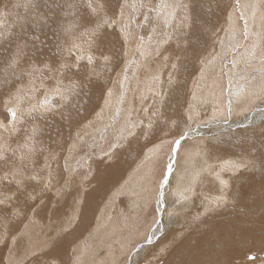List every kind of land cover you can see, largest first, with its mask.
I'll list each match as a JSON object with an SVG mask.
<instances>
[{"label":"bare ground","instance_id":"6f19581e","mask_svg":"<svg viewBox=\"0 0 264 264\" xmlns=\"http://www.w3.org/2000/svg\"><path fill=\"white\" fill-rule=\"evenodd\" d=\"M13 1L14 0H5L4 3L8 4V3H12ZM140 1L143 3L141 5L142 8H144V4L147 3L148 8L151 9V13L149 12V9L146 12L147 25L145 24V27L149 26L152 29L153 33L151 35H153L154 37L151 38V40L149 41L146 40L145 37H142V35H140V38H142V40L139 41L137 39L138 33L136 32L137 29L135 30V27L138 28V26L136 24V19H134V21L131 19L133 22L131 23L130 18L126 15L125 12L126 11L125 2L121 1L120 10L124 11V13L122 18H121V13L119 14L118 17L116 15L119 21L118 23H116L117 28L119 29V32L122 31L121 26L122 24H124L123 31H125V34L127 28H129L130 31L132 30L130 32L132 34L128 35L127 33L124 38L125 47L123 49L127 60H129L133 54H136L137 48L142 49V53L140 54L139 64L143 65V63H145L143 68L146 69V71L143 70L144 83L150 79L151 77L150 72H152L154 69L156 70L159 63L162 62L163 60L162 55H165L166 58L169 55L168 53H170V55L174 53L176 58L183 60L182 65L184 66L181 70H179L180 72L178 73V75H176V72L173 74L171 72H168L167 76L169 75L168 78L169 82L170 80L173 79V81H175L176 83L174 86L172 85L170 86V83L168 82L170 86V90L168 91V94L165 95L166 98L163 100V103L162 104L158 103L159 105L156 107L158 113H162L161 108H163L165 111L171 110L170 107H167L168 102L181 95L182 91L184 90V85L188 79H191L189 80L190 87H187L186 89L190 91L191 96L189 97V101L187 105L189 106L190 101L193 98L196 99L197 95L200 97V101H201L203 93H204L203 102L206 101L211 104L209 105V107L206 106L205 108H202L204 110H207V116L205 118L200 116V119L196 120V123H194L193 126L189 125L187 129L181 133V135L186 133L187 136L189 133L190 136L196 137L197 142H199V144L197 143L198 145L196 146V149L192 151L193 153L191 152V154L186 155L184 161L181 159L183 162L181 164H178L179 165L178 167L180 168L177 167L178 169H176V173H181L183 176L188 177L191 180V186L199 189L201 186H204L206 183L211 184L209 179H211L212 182L217 181L220 175L224 173L223 171L224 168H226V170H228V173H230L229 175L231 177L233 184V187L228 194L224 193L222 195H219L218 197L215 198L214 201H209L208 199H204L202 203H200V205L201 204L204 205L203 208H201L200 210L198 209L200 205H198V203H196L194 199L192 198L185 199L186 205L188 207L193 208L192 216L194 217V219L193 222H191L190 224H184L185 231L187 233V238L185 242L181 245L171 244L170 247L168 248V252L170 253V255L167 256L166 264H257V263L264 264L263 257H261L260 260L258 259V261L247 260L246 254L248 253V250H245L244 248L240 249L241 246H250L252 248H255L257 251H259V253L260 252L264 253V233H263L264 229L262 228L263 224H261L262 218L261 219L259 217H257L256 219L254 218L255 213H258V211L255 210V208L257 209V205L254 199L256 195L255 194L256 189L254 185V175H253V170L255 168H264V158L262 157V154H264V144L260 143L261 141H264V120L258 127L252 126V124L258 118H264V102H261L260 99H258L259 96L264 95V36H263L264 35V3H262L261 0H257L258 2H256L255 0H241V1L239 0L238 10H239V16L243 19L242 21L236 18V16L233 13V10L231 9L229 10V13L226 15V18L224 19V22L226 21V25L224 24L225 29L224 30L223 28L220 29L217 38L214 40L215 42L213 41L215 44H213V42L212 43L209 42L211 44L205 47V41L207 39H204L203 41H201V47L195 49H191V48L186 49L183 47L182 44L184 41L186 42V40L191 37V35H189L188 33V30L191 27V26L189 27V23H191L192 19L195 20L196 18H198L197 14L190 7V0L189 1L184 0L183 2H180V0H147V1L140 0ZM220 1L221 0H214L216 4L219 3ZM25 2H27V0H17V3H25ZM88 2L89 0H42L41 16H42V20L45 23L44 25L45 34H44V39L41 41L40 46L33 45L30 40L29 33L36 32L31 27L28 28L29 25L33 23V21L26 23L23 17L25 11L22 8H24L27 11L26 15L28 17L33 16V12H28L32 6L23 7V5H18V6L10 7L8 10L2 9L0 7V34H3V38H0V75L3 78H5V83L6 80L9 81V83L14 88L16 82L21 81L25 85V90H23L22 92H25L26 94L25 96L26 98H28L29 95L26 92V89H28L27 91L30 90L32 91L34 89V87H32L34 85V81L32 80L35 77L37 78V76L42 74L43 72H45L43 73L44 76H47V72H54V70H57L59 74V79L63 81V79L65 78V77L63 78L65 72L63 70V67L66 65L65 63L71 64L70 59L69 61H65L67 57L63 52H61L63 48H66L67 52L71 50V54H70L71 59L75 65L78 63V61L84 59L85 57L89 59V57L92 56V58L94 59L93 55L87 51L88 48L86 49V45L90 44L93 41V39L90 38L89 36L86 35V37L82 40L71 39L73 40V42L71 43L70 46H65L62 43L63 41L66 40L64 37V35L66 34L65 28H68L69 26L73 25L71 19L74 16H77V18H79L81 22L88 24L86 22L85 15L81 12L82 11L81 7H85L89 11H91V9L88 8L87 6ZM91 2L93 3L94 6L97 7H99L98 5L105 3V9L104 11L102 10L103 14L100 12L103 15V17H105V14L107 13L105 12V10H107L108 6L114 3V0H91ZM154 3L156 5H154ZM179 12L182 14H179ZM183 13H185V15ZM185 17L187 18L185 19ZM165 20H168L167 24L165 23ZM180 21H183L182 26L184 27V29H186V31L184 32L176 31L174 33V26ZM213 22L214 20L210 23L209 28L210 26H212ZM78 23L79 22L77 21V24ZM165 26L167 27L166 29ZM214 31H217V29L216 30L212 29V32H210V29L207 31H201L200 34L207 38L209 34H213ZM89 34L91 33L89 32ZM196 37H198V35L194 37L195 41L197 42L198 38ZM185 42H184V46L186 47L187 43L185 44ZM104 43L106 44V43H115V42L111 40L109 41L107 40ZM163 44H165V47H163ZM261 46L263 47L262 50H261ZM57 47H62V48L56 49ZM154 52H157L159 55L155 59L154 64L151 65L150 64L151 61L147 59V56ZM199 57H202L201 58L202 60L200 59L199 61L201 63V64L199 63L200 67L197 68L199 70V73L198 74L195 73L193 75V70H191V64H193L195 59H198ZM14 60L15 63H13ZM56 62H59L58 66L56 65ZM90 63H93V61ZM54 65H56L55 68ZM74 66L72 65L73 69ZM76 67L77 66H75V68ZM33 68H37V69L39 68V69L34 72ZM89 68H92V66L89 65ZM261 69L262 71L258 73L257 77H255L254 73L256 71H260ZM84 70H86V68ZM72 74L77 75V73L74 71L72 72ZM170 74H172V76H170ZM131 75L132 73H129L128 75L123 76L122 79L120 78L116 80V85H114L115 88L112 86L109 89V98L105 99L106 103H111L112 101L111 96H114L115 92L117 91L115 90L114 93L112 94L113 89H116L118 87L120 93V91L123 90L125 81H127L128 79L127 77H130ZM197 79L204 80L203 82L204 86L200 87L201 89L200 90L201 92L199 91L200 94H198V90L196 88V85H198ZM113 80L112 82H114ZM241 80H244V84H243L244 90L241 94L235 95L234 91L236 85ZM118 81H120V85H117ZM158 81L159 79L156 77L154 80L153 92L162 94L161 85ZM220 83H223L224 85L220 86ZM43 84L40 85L43 86ZM3 89L4 91L9 90L8 87H4ZM69 90H70L69 88L65 89L63 87L56 86L51 89H46L44 93L40 95V97L43 95H47L46 97H44V102L50 105L46 109L54 108V107L56 108L62 105L60 99L62 98L65 99V102L61 106V108L68 111L70 115H75L76 112L78 114L77 117L71 120L72 126L68 125L70 118L64 117L60 120V122L57 125H51L50 127H46L39 134H36L37 138H35L32 142L27 141L26 137L23 138L25 142L22 145L16 142L17 140L9 142L10 132L12 133L13 131H16L21 125V124L18 125V120L22 118V109L25 107L22 105L21 102H19L18 104L17 103L14 104V102H18L20 100V95H18L19 93H16L15 98L13 100L12 98L7 97L8 94L11 96L10 92H6V94L4 95L5 98L7 99V104L6 103L5 104L7 105L8 109L14 108L18 110V117L17 120L15 121V127L14 128L12 127V124L10 123L11 119L9 118L7 123H5L6 120L5 121L0 120V132L5 130L9 131L8 135H6L3 139L0 138L2 140V142L0 140V145L4 143V149H6L4 152L6 161H0V173H3V175L0 174V195H3L10 190L8 197H11V199L8 200V203L0 206V233H3V231L6 228H21L18 234L19 237L12 236L13 243L15 242L16 245L17 243L23 245L25 247L24 254L26 256L31 253L33 254L39 253L42 256L43 264H65V256L70 254V253L67 254L66 250L63 249L62 247L56 246L57 245L56 241L58 240L59 237L62 236L64 232L66 233V228L60 229L59 232H57L56 230L54 231L55 232L54 235H58L59 237L52 239L51 244H46V242L44 241V239H47L45 238L47 237V233H48L47 227H51V225L54 223V222L51 223V221L55 220L54 217L56 216V213L59 214L62 213V210L60 208L54 207L55 203L58 202L57 199L56 200L54 199L55 201L53 202L48 201L47 190L49 189L50 191L52 190L56 198L59 197L60 199L62 197L61 195L63 194L64 188L67 187L66 182L64 181L62 182L64 175L62 173H60L59 175L56 174L58 173L57 167H56L57 172H55L56 174L55 178L57 181H55L54 180L55 178L53 177L50 180L48 176V172L50 171L54 163V162L52 163V160L55 157L57 159V156H61L64 153V150H62L61 147L57 145L59 141L53 144L54 138L63 136L62 138L64 140V135L68 134L67 141L64 140L65 144L64 147L62 148L66 149V145H67L71 153L75 149L79 151L80 147L85 146V151L93 155V156L91 155V158H88L89 155L82 157V167L88 168V166H86L85 164L87 162H90V160L92 161V158L94 157V153H95L93 149L95 147L97 148L99 147L102 149L103 144L106 142V140L105 141L101 140L96 135L89 134L90 132L95 130L96 131L104 130L108 135V133L114 131L113 130L114 128L115 135L114 133L113 135L116 138V143H117L121 138H124V140H126L129 137V135L132 134L133 131H135L138 127H140L138 125V121L135 118L130 120V118L126 114L118 115L117 111H113L111 113L112 115L111 117L107 115L105 116L104 113L99 111L100 115L96 114L99 122L96 123L95 119L91 121L92 118L91 117L88 118L87 113L82 111L80 108V106L83 103L82 101H80L79 99H72L69 96H67L66 98L63 97L64 96L63 94L65 93L67 94ZM51 96L55 98L58 97V99L56 100L57 102L56 101L52 102L50 100ZM127 98H130V96H127ZM162 98H164V96ZM223 99L226 100V104L224 105V107L227 111L224 108H221V101H224ZM11 100H13L14 102H9ZM196 100H194L195 103ZM132 104L133 102H131V105ZM204 104L206 105V103ZM215 105H217L219 109L216 110L214 108ZM138 106H139L138 103H136L133 106V108H137ZM29 109L32 108L30 107L27 110ZM46 109H43L41 111L45 112ZM200 109L198 110V108L195 109V107H192L191 110H193L192 113L198 116ZM184 112L187 114L186 110H184ZM190 112L191 111L189 110L188 114ZM219 116H222V118L224 116H227L230 120L226 122H219V121L214 122L212 120L213 118ZM8 117H10L9 111H8ZM86 118L88 119L86 120ZM188 118L192 120L191 117ZM23 119H24L22 121L23 129L32 126L31 123L28 124V126H26V123L30 121L29 117L27 118L24 117ZM84 119L85 121L82 122ZM126 119L128 120L127 122ZM81 122L83 123V125ZM33 123L35 124V122ZM221 125L222 128L220 130L215 132H210V129L212 127L221 126ZM68 130H70V133H67ZM27 135H33V134L26 133V136ZM99 135H104V132H101ZM211 137H217V142L221 141L224 144H227L232 140L234 142H238L244 139H251L253 141H257L254 147L258 151H256L255 156L253 157V161L251 160V163L253 164L252 167L243 171L239 166L228 164L230 163V160L234 158L230 157L228 152L224 150H218L213 152V157L216 160L213 163H217V162L221 163V161L222 163L217 166L216 172L212 170V172L213 171L214 172L211 173V170L209 168L211 164L204 157L201 147L203 146L202 143H206L207 139ZM177 138H174V140ZM70 140H72L71 145L68 144ZM7 141L8 143L6 146L5 144ZM185 141L186 140L183 139L181 143H184ZM116 143L115 142L112 143V148L116 145ZM123 143H125V141ZM127 144H130V142H127ZM47 146H51V147L46 148ZM16 148H21V149L19 151H15ZM27 149L28 150L31 149V151H29V154L26 153ZM123 149L124 150L122 151V153L120 152L122 159L119 161V159L116 156L113 159V161L116 160V158L117 161L112 162L111 166L107 167L104 173L102 172L101 174L96 175L95 177L96 181L97 178L102 177L104 185L108 186L109 182L111 181L110 179L106 178V176L108 177L107 174L118 172L122 167L128 166L129 161L134 157L136 151L132 144H130V146H125V148L123 147ZM33 151H37V154L36 155L32 154L31 152ZM120 153L117 151L115 154H120ZM22 154H24V159L28 163L19 165L17 161L19 157H22ZM46 155H47V159H44L46 158ZM160 155H161V149L158 147L149 150L148 154L145 155V158L144 159L142 158L143 163L141 162L140 164L138 163L139 164L138 167L144 170L149 169V168H143L144 164L146 162H149L152 165L153 160L157 161ZM72 156L74 157L73 153ZM175 156L171 154L167 158L168 164H171V170L170 172H168L167 177L170 176L171 173L173 174L172 176H174L175 174L173 172L174 166H172L173 163H175L174 161L176 160ZM41 158H43L44 161H42ZM68 158L71 159V161L66 166L65 176H69L68 185H70L72 181L70 180L71 177L70 174L73 173L75 169L80 168V160L76 161L70 158L69 156ZM246 158L247 156L244 155V152L242 155L238 157L239 161H245ZM56 161L57 160H55V163ZM58 163H59V159H58ZM139 168H137L139 170L138 173H140ZM207 168H208V173L201 176L200 175L201 172L204 173L203 171H205ZM17 169L19 170L17 175L15 177H12L11 172ZM91 169L89 170V172L92 171ZM2 170L3 172H1ZM53 172H51V174ZM5 173L9 174L7 180L3 179ZM134 174L135 175L132 177L130 183L128 184V186L130 187L127 191L130 195H133V197L136 196V191H137L133 186L136 184L137 189L140 188V185L137 182L138 176L136 173ZM236 174H238V176H235ZM33 176H37L38 179L33 180L32 179ZM59 176L61 177V180ZM240 178L242 179L241 181ZM199 179H201L202 185L200 187L199 186L197 187V185L196 186L194 185V182ZM249 179H250L249 182H243ZM52 180H54L55 183H53L52 186L49 188V184L51 183ZM167 180L163 181L162 185L165 186L164 184H166V186L170 187L172 183L170 182L171 184L168 185L169 182ZM17 181H20V183L18 184ZM88 182H90V180ZM146 183L147 181L145 182V191H148L149 186ZM43 184L45 185V189ZM162 189H164V187ZM93 192H96V190H94ZM38 195L40 197L38 198V201H41L43 199V203L38 207V209L36 208L34 209V206L32 205L34 199L33 197H38ZM90 197L91 196H89V198ZM162 197L164 201V211L161 214L162 217L161 220L158 221L157 223L156 231L151 233L142 241H140L141 243H144L146 240L152 238L151 241L149 242L150 244H145L142 247H140L141 252H144L146 250H148L149 252H153L151 254L152 257L151 259H155L157 257H163L165 255L164 252L155 253L153 251L154 248L161 241V236L159 232L161 231V229L163 228L166 229L167 227L166 211H168V207L166 205V200H165L167 198H164L165 196L163 192H162ZM87 200L88 199L86 198L84 202L83 201L78 202L77 199V203L74 202L75 205L72 207L68 215L69 218L72 219L71 222L75 220V216L72 215V212H74V210H76L81 203L87 204L85 210L88 207V205L91 206L95 204L93 200L91 199H89L88 201ZM52 203H53V207L51 206L50 208V204ZM107 203L110 206L118 205L117 201L115 200L109 201L108 199ZM7 206H9V209L12 211V215H10L9 217H6L5 215V212L8 209ZM46 209H51L49 210V214H47L49 215L47 217L48 219L46 218L48 221L43 216L44 210ZM205 209L208 210L210 213H215L212 216L214 218L212 221V223H214V226L207 228L203 235H195L196 231L203 227L202 220L198 219L197 215H202V216L206 215L204 212ZM77 214L79 213H76V216ZM66 219L67 218H65V220ZM42 222H45L44 228L40 229ZM85 222H87V218H83L72 230L69 231V233L65 235V237H61L64 245L71 244L76 237L82 234ZM153 223L156 224V221L154 220V222H152L151 224ZM103 227H104V220H101L95 232L96 238H98L99 235L101 234ZM261 228L263 230H261ZM63 229L65 231H63ZM17 238L19 240L15 241ZM9 244L12 243H10L5 238H0V253L4 255L2 264H11L10 262L11 259L8 260V257L16 255L15 249ZM30 245H31V249L29 247ZM86 246H87L86 250H88V245ZM83 250L85 249L84 248L80 249L79 253H81ZM116 251H117L116 248H110L105 253L109 254V253H114ZM259 253H257V255ZM94 257L95 260L87 259L84 260L83 263L101 264V261L98 258V256L94 254ZM127 260L129 262L125 264H136V262L138 261L137 258L136 259L127 258ZM70 262L82 263V259L80 258L78 253H73L70 256ZM109 262H111V260H108L106 263Z\"/></svg>","mask_w":264,"mask_h":264},{"label":"rangeland","instance_id":"374dc122","mask_svg":"<svg viewBox=\"0 0 264 264\" xmlns=\"http://www.w3.org/2000/svg\"><path fill=\"white\" fill-rule=\"evenodd\" d=\"M121 1L125 2V6H126L125 12H126V15L130 18L131 23H133L132 20L134 21V19H136V24L138 26V28L135 27V30L137 29L136 32L138 33L137 39L139 41L142 40V38H140V35H142V37H145L146 40L150 41L151 38H153L154 36L151 35L153 33L152 29L149 26L145 27V24L147 25L146 23L147 18H145L147 15L146 12L149 9L147 3L144 4V8H142L141 5L143 3L140 0H114V3L108 6L107 10H105V12H107L105 14L106 18L103 17L102 15L103 14L102 12L105 9V3H103L104 7H103V11H101L102 14L100 13V15L98 14L97 16L94 15V17L91 11H89L85 7H81L82 8L81 12L85 15V19L88 24L81 22V20L77 18V16H74L71 20L73 22V25H75V27H73L72 32L70 33L71 35L68 33L64 35L66 40L63 41L62 43L65 46H70L73 40L75 39L82 40L86 37V35L89 36L90 38L93 39V41L90 44L86 45V49L87 48L90 49V50L87 49V51L93 55L94 59L92 58V56H90L91 62L93 61V63H90L89 59L85 57L84 59L78 61V63L75 65L71 59V55H70L71 50L67 52V49L63 48L61 52H63L65 56L67 57L65 61H69L70 59L71 64L77 67L75 68L74 66V69H73L72 65L69 62H68L69 64L65 63L66 67L65 66L63 67V70L65 71L63 78L64 77L65 78L63 79V81L59 79V74L57 70H54V72H47V76H44L43 73L45 72L38 75L41 77L37 76V78L35 77L32 80L34 81V85L32 86L34 87V89L32 91L31 90L27 91L28 89H26V92L29 95L28 98H26L25 92H22L23 90H25V85L21 81H17L15 87L13 88L12 85L9 83V81L6 80V83H5V78H3L0 75V120L2 121L6 120L5 123H7L8 118L11 119V117H8V107L6 105L7 99L4 96L6 92H10L11 96L8 94L7 97L12 98L13 100L15 98V94L19 93L18 95H20V100L18 102H14L13 100L9 102H14V104L15 103L18 104L19 102H21L22 105L25 106L22 109V118L18 120V125L19 124L21 125L16 131H13L12 133L10 132L9 142L17 140L16 142L22 145L25 142V140L23 139L24 137H26L27 141L32 142L35 138H37L36 134H39L46 127H50L51 125H57L60 122V120L64 117L70 118L68 125L72 126L71 120L77 117L78 114L76 112L75 115H70L68 111L61 108V106L65 102V99L63 98L60 99L62 105L56 108L54 107V108L46 109L50 105L44 102V97H46L47 95H43L40 97V95L44 93L46 89H51L56 86L63 87L65 89L69 88L70 90L68 91L67 94L66 93L63 94L64 95L63 97L66 98L67 96H69L72 99H79L80 101H82L83 103L80 106V108L82 111L87 113L88 118L90 117L92 118L91 121L95 119L96 123L99 122L96 116V114L100 115L99 111L104 113L105 116L107 115L109 117L112 116L111 113L113 111H117L118 115L126 114L130 118V120L135 118L138 121V125L140 126L135 131H133L132 134L130 133L131 135H129L128 138L126 137L127 138V139L125 138L126 140H124V138H121L119 139V142L117 143H116V138L114 137L115 135L114 128H113L114 131H111V133H108V135L106 134V131L104 130H100V131L95 130V131L90 132L89 134L96 135L99 139L104 140V141L106 140V142L103 144L102 149L99 147L98 148L95 147L93 149L95 152L94 157L92 158L93 163L90 160V162H87L85 164L86 166H88V168L82 167V157L89 155L88 158H91L92 154H89L85 151V146L80 147L79 151L75 149L72 152L74 155L73 157L67 145H66V149L62 148L64 147V144H65L64 140L67 141L68 134L64 135V140L62 138L63 136L54 138L53 144L59 141L57 145H59V147H61V149L64 150V153L61 156H57V159L56 157L54 158L55 160H57L56 163L54 159L52 160V163L54 162L55 165L53 163L52 168L48 172V176H49V179L51 180L52 177L55 178L56 174L59 175L60 173H62L64 175L62 182L63 181L66 182L67 187L64 188L63 194L61 195L62 197L60 199L58 196H57L58 198H56L52 190L50 191V189L49 190L46 189L48 191V201L53 202L57 199L58 202L55 203L54 207L60 208L62 210V213L60 214L56 213V216L54 217L55 220L51 221V223L52 222L54 223L51 225V227H47L48 233H47V237H45L47 239H44V241L46 242V244H51L52 239L59 237L58 235H54L55 233L54 231L56 230L57 232H59L60 229L62 228H66V233L64 232L65 234L63 233L61 236V237H65V235L69 233V231L72 230L83 218H87V222L84 223V229H83L82 234L76 237L71 244L64 245L61 237H59L58 240L56 241L57 243L56 246H59L65 249L67 254L70 253L69 255L65 256V264H84L83 263L84 260H87V259L95 260L94 254L98 256V258L101 261V264H125L129 262L127 258L128 259L137 258L138 261L136 262V264H166L167 256L170 255V253L168 252V248L170 247L171 244L181 245L185 242L187 238V233L185 231L184 224H190L191 222H193V219H194V217L192 216L193 208L188 207L186 205L185 199L192 198L195 200L196 203H198V205H200V203H202L204 199H208L209 201H214L215 198L218 197L219 195H222L224 193L228 194L233 187L232 180L229 175L230 173H228V170H226V168H224L223 170L224 173L220 175L217 181L212 182L211 179H209L211 184L206 183L204 186H201L202 185L201 179L196 180L194 182V185L195 186L197 185V187L201 186L199 189L191 186V180L188 177L183 176L181 173H176V169L180 168L178 167L179 166L178 164H181L184 161L186 155L191 154V152L194 151L196 149V146L199 144V142H197V138L190 136L189 133H188V136L186 135L184 138L187 144L185 142L181 143V146L178 148L177 152L175 153L176 156L174 155L176 158V160L174 161L175 163H173L172 165L174 166V169L172 168L174 170L173 172L175 173L174 176H172L173 174L171 173L170 176L166 178V180L168 179L167 181L169 182L168 185L172 183L171 186L168 187L166 186V184H164L165 186L162 185V182L165 181L164 175L162 176V174L167 170V167H166L168 165L167 158L169 155H171V145H172V142L174 141V138L179 137L181 133L185 131L189 125L193 126L194 123H196V120L200 119V116L205 118L207 116V110H204L202 108H205L206 106L209 107V105L211 104L206 101L203 102L204 101V98H203L204 93H203L201 101H200V97L197 95L196 96L197 100L193 98L191 100L192 102L190 101V105L189 106L187 105L189 101V97L191 96L190 91L186 89L187 87H190L189 80L191 79H188L184 85V90L182 91L181 95L168 102L167 107H170L171 110L165 111L163 108H161L162 113H158V110L156 107L159 104L163 103V100L166 98L165 95H167L168 91L170 90V86L171 85L174 86L176 83L175 81H173V79L170 80L169 82L168 80L169 75L167 76V74L168 72H171L172 74L176 72V75H178V73L180 72L179 70H181L184 67L182 65L183 60L176 58L174 53L171 55L170 53H168L169 55L166 58H165V55H162L163 57L162 62L159 63L156 70L154 69L152 72H150L151 74L150 79L144 83L143 82V76H144L143 70L146 71V69H143V68H144L145 63H143V65L141 64L142 66L139 64V59H140V54L142 53V49L137 48L136 54H133L129 60H127V58L125 57V52L123 49L125 47V44H124L125 35L127 33L128 35L132 34L130 33L132 30L130 31L129 28H127L126 34H125V31H123L124 24H122L121 26L122 31L120 32H119V29L117 28V25L114 24L109 28L108 26H105L104 28L100 30V32L96 36L89 34V32L91 33L90 30L95 27L97 20L98 22H101V23H103L104 19H109V20L117 19L118 20L117 17L122 12L120 10ZM142 1H147V0H142ZM183 1L184 0H180V2H183ZM186 1H189V0H186ZM238 1L239 0H221L219 3L216 4L214 0H190V7L197 14L198 18H196L195 20L192 19L191 21L192 24L189 23V27L190 26L191 27L188 30V33L189 35H191V37L188 38L186 42L184 41L185 44L187 43L186 47L184 46V42H183L182 44L183 47L186 49L187 48H191V49L199 48L201 47V41H203L204 39H207L205 41V47L210 45L217 38L219 30L222 28L223 30L225 29L224 24L226 25V21L224 22V19L226 18V15L229 13V10L231 9L233 10V13L236 16V18L242 21L243 19L239 16ZM255 1L258 2L257 0ZM4 2L5 0H0V7L5 10H8L10 7L18 6V5H23L24 7L25 4L27 3V2L17 3V0H14L12 3H8V4ZM261 2L264 3V0H261ZM155 3L154 5L157 4ZM32 5L33 6L29 9L28 12H33V16L28 17L26 15L27 11L24 8H22L25 11L23 17L26 23L33 21V23L30 24L28 28L31 27L36 32L29 33L30 40L33 45L40 46L41 41L44 39V34H45L44 32L45 23L42 20V16H41L42 0H32ZM149 12L151 13L150 10ZM179 14H182V13L179 12ZM183 14L185 15V13ZM213 20L214 22L212 26H210L209 28V25ZM77 21L80 23L81 27L79 26V23L77 24ZM182 22L183 21H180L174 26V33L176 31H181V32L186 31V29H184V27L182 26ZM85 27L88 29H86ZM166 28L167 27L165 26V29ZM209 29H210V32H212V29L213 30L217 29V31L213 32L214 35L209 34L207 38L200 34L201 31H207ZM197 35L198 37L196 38H198V41L196 42L194 37ZM107 40L108 41L111 40L115 43L105 44L104 42ZM214 42L213 44H215ZM261 42H262V39H261ZM165 44H163V47H165ZM58 48L61 49L62 47H57L56 49ZM262 48L263 47L261 46V50ZM158 55L159 54L157 52H154L147 56V59L151 61L150 62L151 65L154 64L155 59L158 57ZM201 58L202 57L195 59L193 64H191V70H193V75L195 73L197 74L199 73V70L197 68L200 67L199 61ZM58 63L59 62H56L57 66H58ZM56 65H54V68L56 67ZM89 65L92 66V68H89ZM85 68L86 70H84ZM38 69L33 68V71L35 72ZM73 71L76 72L77 75H73L72 74ZM77 71H79L80 73ZM261 71L262 69L260 71H256L254 73V76L257 77L258 73ZM129 73H132V75L130 77H127L128 79L124 83L123 90L120 91L119 93L118 87L116 89H113L112 94L114 93L115 90L117 91L115 92L114 96H111V99H112L111 103H106L105 99L109 98V89L112 86L114 87V85H116L117 79H120V78L122 79L123 76H126ZM172 74H170V76H172ZM156 77L159 79L158 82L161 85V92L164 98H162L163 96L161 93L153 92L154 80ZM112 80L114 82H112ZM197 81H198V85H196V88L198 90V94H200L201 92L200 87L204 86L203 85L204 80L197 79ZM168 82L170 83V86ZM39 83L40 84L44 83V84L42 86ZM243 84H244V80H241L237 83L235 91H234L235 95L241 94L243 92L244 90ZM117 85H120V81L117 82ZM222 85L224 84L220 83V86ZM4 87H8L9 90L4 91L3 89ZM127 96H130V98H127ZM1 99H2V102H1ZM57 99L58 97L57 98L53 96L50 97V100L52 102L56 101ZM194 100H196V103ZM223 100L224 101H221V108L225 109L224 105L226 104V100L225 99ZM131 102H133L134 105L138 103L139 106L137 108H133L134 105L133 104L131 105ZM199 103H200V106H199ZM204 103H206V105ZM30 107L32 108L31 112L27 110ZM192 107H195V109L198 108V110L201 108L198 116L192 113L193 112V110H191ZM214 108L216 110L219 109L217 105H215ZM43 109H46V111L42 112L41 110ZM184 110L187 111V114L184 112ZM189 110L191 111L190 113L193 116L190 113L188 114ZM208 115H209V112H208ZM187 116L191 117L193 121ZM24 117L26 118L29 117L30 119V121L26 123V126H28V124L30 123L32 124V126L24 128L26 130L22 128V121L24 120L23 119ZM88 118H86V120ZM212 120L214 122H218V121L226 122V121H229L230 119L227 116H224L223 118L222 116H219V117L213 118ZM263 120L264 118H258L252 124V126L258 127L262 123ZM84 121L85 119L82 122ZM127 121L128 120L126 119V122ZM33 122H35V124ZM221 128H222V125L212 127L210 129V132L218 131ZM34 129H35L34 136L33 135L26 136V133L33 134ZM8 132H9L8 130L0 132V138L3 139L6 135H8ZM101 132H104V135H99ZM67 133H70V130H68ZM72 140H70V142L68 143L69 145L72 144L71 143ZM124 141L126 144L123 143ZM114 142L116 143V145L112 148V143ZM127 142H130V144L133 145L136 151L134 157L129 161V164L131 166L128 164V166L122 167L118 172L107 174L108 177L106 176V178L110 179L111 181L109 182L108 186L104 185L102 177L97 178V181H96V178H95L96 175L101 174L102 172L104 173V171H106V168L111 166L112 162L117 161V158L119 159V161L122 159L121 153L124 150L123 147L125 148V146H130V144H127ZM256 142L257 141H253L251 139H244L238 142H234L232 140L228 142L227 144H224L221 141L217 142V137H211L207 139L206 143L201 142L203 144V146L201 147H202V153L204 157L212 165V167L211 165L209 166L211 173H213L214 171L216 172L217 166L222 163V161L221 163L219 162L213 163L216 161L213 157V152L218 151V150H224L228 152L230 157L234 158V159H231L230 163L228 164L239 166L241 170L244 171V170H247L248 168H251L253 165L251 163V160L253 161V157L255 156V153L256 151H258L254 147ZM7 143L8 141L5 144L6 146H7ZM260 143L264 144V141H261ZM2 146L4 147V143H2ZM51 146H47L46 148H50ZM155 147H158L161 149V155L158 158V160L157 161L153 160L152 165L149 162H146L143 168H149V169L147 170L140 169L138 167L140 162L143 163V159L145 158V155L148 154L149 150ZM20 149L21 148H16L15 151H19ZM117 151L121 153L115 154ZM243 152H244V155L247 156V158L245 159V161H239L238 157L242 155ZM26 153L29 154L28 149ZM31 153L36 155L37 151H33ZM100 154H103V155H100ZM22 156L24 157V154H22ZM68 156L76 161L80 160V168H81V169L80 168L75 169V171L70 174L71 175L70 180H72L70 185H68L69 176H65L66 166L71 161V159H69ZM116 156H117L116 160L113 161V159ZM262 157L264 158V154H262ZM44 159H47V155H46V158ZM44 159L41 158L42 161H44ZM58 159H59V163H58ZM17 163H19L20 165V164H25L28 162L25 159L22 160L21 157H19ZM58 166L60 169L58 168ZM56 167H57L58 173L55 174V172H57ZM100 168L101 169L103 168L102 171ZM137 168L140 169V173H138L139 170ZM90 169L92 171L89 172ZM212 170L214 171L212 172ZM1 172H3V170ZM51 172L53 173L51 174ZM203 172L204 173L201 172L200 174L201 176L208 173V168ZM134 173L137 174L138 176L137 182L140 185L139 189H137L136 184L133 186L137 190L135 197H133V195H130L127 192L130 187L128 186V184L130 183L132 177L135 175ZM0 174L3 175V173H0ZM253 175H254V185L256 189V193H255L256 195L254 199L257 205V209L255 208V210L258 211V213H255L254 218L255 219L257 217H259L260 219L262 218L261 224H263L262 228L264 229V168H255L253 170ZM235 176H238V174H236ZM54 180L57 181L56 178ZM54 180L51 181L50 183L51 185L49 184V188L52 186L53 183H55ZM60 180H61V177H60ZM89 180L90 182H88ZM241 180L242 179L240 178V181ZM146 181H147L146 184L149 186L148 191H145ZM249 181L250 179L247 181H243V182H249ZM43 186L45 189L44 184ZM163 187L165 191L164 189H162ZM161 189H162V192L164 193V196H165L164 198H167L165 199L166 205L168 207V211H166L167 227L166 229L164 228L161 229L160 231L161 233L159 232L161 236V241L154 248L153 251L155 253L164 252L165 255L163 257H157L155 259H151L152 258L151 254L153 252H149L148 250L141 252L140 247H142L145 244H150L149 242L151 241L152 238L146 240L144 243H141L140 241H142L144 238H146L151 233L156 231L157 223L162 218L161 214L164 211V201H163ZM94 190H96V192H93ZM9 192L10 190L5 194L0 195V199L8 198ZM89 196L91 197L89 198ZM38 198H40L39 195L38 197H34L33 199L32 205L34 206V209L35 208L38 209V207L43 203V199L41 201H38ZM86 198L88 200L89 199L93 200L95 204L91 206L88 205V207L85 210V207L87 204L81 203L77 207V209L74 210V212H72V215L75 216V220L71 222L72 219L69 218L68 216L70 210L75 205V203H77V199H78V202H81V201L84 202ZM108 199L109 201L110 200L117 201L118 205L110 206L107 203ZM6 203H8V201ZM51 206L53 207V203L50 204V208ZM203 206L204 205L201 204L198 207V209L200 210L201 208H203ZM7 208L8 209L6 210L5 215L6 217H9L10 215H12V211L9 209V206H7ZM49 210L51 209L44 210L43 216L45 219L49 216L47 215L49 214ZM204 212L206 214L204 216L197 215L198 219L202 220L203 227L197 230L195 235H203L207 228L214 226V223H212L214 218L212 216L215 213H210L206 209L204 210ZM76 213H79V214H77L76 216ZM65 218L67 219L65 220ZM101 220H104V227L99 237L96 238L95 232ZM154 220L156 221V224L155 223L151 224L152 222H154ZM59 221H61L62 223ZM44 224L45 222L41 223L40 229L44 228ZM262 228L261 230H263ZM20 230L21 228H6L3 231V233H0V238H5L10 243H12L9 245L12 246L16 252V255L8 257V260L11 259L10 260L11 264H43L42 256L39 253L37 254L31 253L26 256L24 254L25 247L21 245L20 243H17V245L15 244V242L13 243L12 236L19 237L18 234ZM63 231L65 230L63 229ZM18 240L19 239L17 238L15 241H18ZM86 245H88V250H86L87 248ZM29 247L31 249V245ZM82 248H84L85 250L79 253V250ZM110 248H116L117 251L114 253L106 254L105 252L109 250ZM242 248H244L245 250H248V253L247 254L245 253L247 260L258 261V259L260 260L261 257H263L264 259L263 252H260L261 253L260 254L259 251H257L255 248H252L250 246H241L240 249ZM73 253L79 254L80 258L82 259V263L70 262V256ZM257 253L259 254L257 255ZM3 257L4 255L0 253V264H2V260L4 259ZM108 260H111V262L106 263Z\"/></svg>","mask_w":264,"mask_h":264},{"label":"snow or ice","instance_id":"6c2138e0","mask_svg":"<svg viewBox=\"0 0 264 264\" xmlns=\"http://www.w3.org/2000/svg\"><path fill=\"white\" fill-rule=\"evenodd\" d=\"M30 6H33L32 5V0H27V3L25 4V7H30ZM88 8L91 9V12L93 15H98L102 10H103V7L104 5L103 4H100L99 7L97 6H94L93 3L91 2V0H89L88 2ZM151 11V9H149ZM123 17V11L121 12V18ZM147 18V17H145ZM187 17H185L186 19ZM119 21L118 20H109V19H104L103 20V23H100V22H97L95 27L92 28L90 31H91V34L93 36H96L100 30L102 28H104L105 26H108V27H111L112 25L118 23ZM165 23L167 24L168 23V20H165ZM73 27H75V25H72V26H69L68 28H65V32L70 34L72 32V29ZM247 34V33H245ZM0 38H3V34H0ZM89 62H91V57H89ZM13 63H15V60L13 61ZM258 99H260L261 102H264V95H261L258 97ZM9 111V116L11 117V121L10 123L12 124V127L14 128L15 127V121L17 120V117H18V110L17 109H14V108H9L8 109ZM29 112L32 111V109H29L28 110ZM35 135V129L33 130V136ZM187 134H182L179 138L175 139L173 142H172V145H171V154L174 156L175 153L177 152L178 148L181 146V141L185 138ZM6 149H4V147L2 145H0V161H6V157L4 155V152H5ZM29 151H31V149H29ZM24 157L22 156L21 159H23ZM167 171H165L163 173L164 175V179L166 180L167 178V175H168V172H170L171 170V164H168L167 166ZM18 169L17 170H14L11 172V176L12 177H15L18 173ZM8 176L9 174L8 173H5V176L3 177V179H8ZM33 180H36L38 179L37 176H33L32 177ZM17 183L19 184L20 181H17ZM34 198V197H33ZM11 197H8L6 199H0V205H4L6 204V202L8 200H10Z\"/></svg>","mask_w":264,"mask_h":264}]
</instances>
